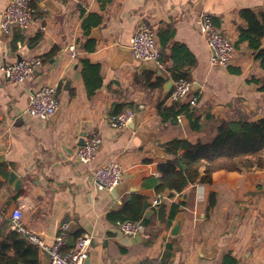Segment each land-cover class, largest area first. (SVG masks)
Here are the masks:
<instances>
[{"label": "crops", "instance_id": "obj_1", "mask_svg": "<svg viewBox=\"0 0 264 264\" xmlns=\"http://www.w3.org/2000/svg\"><path fill=\"white\" fill-rule=\"evenodd\" d=\"M8 1L0 0V18ZM31 3L36 22L29 29L0 30V168L8 170L6 178L0 176V228L21 205L25 225L48 245L62 224L74 244L91 234L87 264H263L264 168L218 170L211 183L198 181L176 193H158L144 181L158 177L159 164L171 158L163 147L166 141L207 139L221 121L241 113L249 120L264 117V69L249 43H238V28L246 25L242 10L264 15V0ZM201 11L235 44L227 67L211 66L212 52L195 25ZM91 14L103 20L85 34L83 23ZM143 21L159 33L163 70L133 58L131 38ZM89 40L95 42L93 50ZM70 44L77 47L76 59ZM33 55L42 57L43 65L24 84L2 77L4 63ZM174 55L185 64L194 60L189 80L198 104L191 108L199 129L185 114L178 120L168 110L174 106L169 101L173 85L167 86L174 80ZM84 59L100 65L102 84L92 97L83 79ZM43 84L58 86L61 103L48 120L27 113L30 94ZM121 106L133 109L136 118L127 127L113 128L110 120ZM92 132L101 135L102 143L95 160L85 164L77 152ZM111 159L123 172L126 189L120 197L98 189L93 180L94 170ZM11 171L22 182L17 190L8 184ZM133 195L147 198L148 206L140 219L143 230L131 236L109 214ZM158 196L160 203L153 205ZM39 256L40 264H48L44 251Z\"/></svg>", "mask_w": 264, "mask_h": 264}, {"label": "trees", "instance_id": "obj_2", "mask_svg": "<svg viewBox=\"0 0 264 264\" xmlns=\"http://www.w3.org/2000/svg\"><path fill=\"white\" fill-rule=\"evenodd\" d=\"M103 4L105 0H100ZM246 21L245 26L238 28V43L247 41L255 50V59L260 61L264 69V15H257L251 9L241 12ZM103 18L97 14L89 15L83 23L85 34L93 26L102 23ZM159 36V33H158ZM88 49L93 50L95 42L88 41ZM192 59L185 64L174 55L173 79H190L189 68L194 66ZM83 79L88 92L92 97L102 84L100 65L82 60ZM187 66V67H185ZM262 89L264 90V84ZM176 107L178 109H176ZM125 109L121 106L116 114ZM169 111L175 115L185 114L193 129H199V119L189 105L174 103ZM165 152L171 158L159 164L158 177H151L144 181L145 186H153L158 193L169 191L181 192L186 186L196 182L211 183L212 175L218 170L242 171L249 168H264V117L258 120H249L241 113L234 118L221 121L213 136L192 142L185 138H173L163 144ZM0 176L6 178L8 170L0 168ZM4 180L0 179V188ZM214 195H212V203ZM148 206L147 198L133 195L119 210L109 214L111 220H140L144 217ZM174 206V213L178 210ZM79 237V236H78ZM68 235L65 251L73 249L75 244ZM70 244H74L71 246ZM0 264H40L39 249L13 231L6 220L0 228Z\"/></svg>", "mask_w": 264, "mask_h": 264}, {"label": "built area", "instance_id": "obj_3", "mask_svg": "<svg viewBox=\"0 0 264 264\" xmlns=\"http://www.w3.org/2000/svg\"><path fill=\"white\" fill-rule=\"evenodd\" d=\"M32 0H9L2 11L0 18V30L4 34L11 32L13 28L29 29L36 22V10ZM195 25L199 33L205 39L212 52V67H227L235 55L236 48L233 40L223 33L215 24L213 17L201 11L196 15ZM131 50L133 58L144 64H150L163 70L165 64L158 45L157 32L151 23L141 22L131 38ZM68 51L72 59L78 57L75 44H70ZM43 65V58L37 55L22 58L14 63H4L1 66L2 77L10 83L24 84L34 72ZM193 82L189 79L178 78L173 80V88L169 94L172 103H186L191 107L198 104V95H194ZM58 86L43 84L35 89L29 96L27 113L33 117L48 120L60 110ZM136 116L131 108H125L121 113L115 114L110 120L113 128H124ZM182 115H177L181 120ZM102 137L98 132H92L84 144L78 148V157L85 164L92 163L99 151ZM122 168L118 162L111 159L98 166L93 173V180L98 189L111 190L123 181ZM159 197L153 199V205L160 203ZM10 228L23 236L27 242L36 246L40 251L49 252L50 264H87L89 251L92 244V235H81L73 249L65 251L68 242V226L62 224L52 245L46 244L44 239L23 221V208L21 205L14 207L9 215ZM117 226L125 235H136L144 228L142 220L118 221ZM150 264H157L151 262ZM264 264V263H263Z\"/></svg>", "mask_w": 264, "mask_h": 264}, {"label": "water", "instance_id": "obj_4", "mask_svg": "<svg viewBox=\"0 0 264 264\" xmlns=\"http://www.w3.org/2000/svg\"><path fill=\"white\" fill-rule=\"evenodd\" d=\"M148 68L155 69L154 66H150V65L148 66ZM172 85H173V81L171 80V81L168 82V85L167 86L168 87H171ZM59 111L53 117H55L59 113ZM135 118H136V116L132 119V121H134ZM261 118H263V116H259L256 120L261 119ZM82 144H84V142ZM8 184L10 186H12L15 190H17V189H19L21 187L22 182L18 178V176L16 175V173L13 172V171H11L9 173V177H8ZM125 189H126L125 183L124 182H121L120 184L114 186L111 189V192L114 194L115 197H120L121 194L124 192ZM130 190H132V189H130ZM45 255H46L48 264H50V254H49V252H45Z\"/></svg>", "mask_w": 264, "mask_h": 264}]
</instances>
